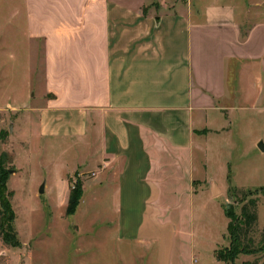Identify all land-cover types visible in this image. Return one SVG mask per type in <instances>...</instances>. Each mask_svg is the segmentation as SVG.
<instances>
[{
  "label": "crops",
  "instance_id": "0c3cea01",
  "mask_svg": "<svg viewBox=\"0 0 264 264\" xmlns=\"http://www.w3.org/2000/svg\"><path fill=\"white\" fill-rule=\"evenodd\" d=\"M12 3V34L43 47L37 134L88 144L91 187L114 196L118 226L140 212L135 235L119 239L139 241L169 194L211 196L210 179L205 186L194 172L205 166L196 154L225 129L229 111L264 105L260 56L238 54L259 26L242 37L232 0Z\"/></svg>",
  "mask_w": 264,
  "mask_h": 264
},
{
  "label": "rangeland",
  "instance_id": "374dc122",
  "mask_svg": "<svg viewBox=\"0 0 264 264\" xmlns=\"http://www.w3.org/2000/svg\"><path fill=\"white\" fill-rule=\"evenodd\" d=\"M232 1L242 37L250 28L260 27L249 43L238 47V54L249 51L260 56L255 67L261 82L264 0ZM14 5L12 0H0V198L4 185L18 244L4 243L0 231V264H264V251L240 253L233 262L222 259L230 243V217L238 218L249 198L240 202L242 194L235 192L234 197L232 191L264 186V152L257 147L258 141H264V105L252 111H229L225 129L208 138L206 152L196 154L195 162L205 166L195 164L194 172L204 177L205 186L210 179L215 194L210 187L211 196L206 191L190 199L164 196L167 207L157 224L145 226L139 241L121 240L118 237L124 233L135 235L140 212L132 213L128 227L118 226L114 196L91 187L88 144L37 134L43 102V47L40 40L12 34ZM62 175L69 189L78 183L82 187L73 214H66L69 191L66 195L63 190ZM41 185L43 193L39 192ZM252 197L257 201V222L244 238L259 246L264 238V192ZM4 214L0 203V221Z\"/></svg>",
  "mask_w": 264,
  "mask_h": 264
},
{
  "label": "trees",
  "instance_id": "16d2710c",
  "mask_svg": "<svg viewBox=\"0 0 264 264\" xmlns=\"http://www.w3.org/2000/svg\"><path fill=\"white\" fill-rule=\"evenodd\" d=\"M1 196L0 203L3 204L5 209V214L3 219L0 221V231L2 233V240L6 244L16 246L18 244L16 232L13 227V213L10 208L9 196L5 195V186H1ZM234 197L237 193H241L243 197L239 199L240 202L244 201L245 197L249 196L248 201L244 203L241 207V212L238 218L233 219L232 217L228 224V233H229V248L227 254L222 257L223 260L228 262H233L236 256L240 253L242 254H254L259 251H264V238L260 240L259 246L253 245V241L250 239L245 240L244 233L251 229L256 224V210H257V201L253 195H257L258 192H264V186L257 190L249 191H233ZM236 192V194H235ZM82 194L81 184L78 183L74 186H70L69 195H68V204L66 208V214H73L79 203L80 197ZM232 194V195H233ZM226 215L229 217L227 210L225 211Z\"/></svg>",
  "mask_w": 264,
  "mask_h": 264
},
{
  "label": "water",
  "instance_id": "95a60500",
  "mask_svg": "<svg viewBox=\"0 0 264 264\" xmlns=\"http://www.w3.org/2000/svg\"><path fill=\"white\" fill-rule=\"evenodd\" d=\"M257 147L259 148L260 151L264 152V142L263 141H259L258 144H257ZM39 192L43 193V185L40 186ZM211 192H212V194H215V192H216L213 184H212V187H211Z\"/></svg>",
  "mask_w": 264,
  "mask_h": 264
}]
</instances>
